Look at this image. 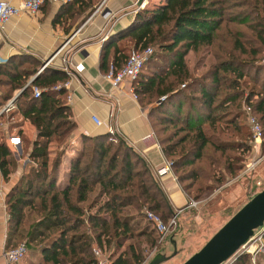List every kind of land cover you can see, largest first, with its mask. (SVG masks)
<instances>
[{"label":"trees","instance_id":"obj_1","mask_svg":"<svg viewBox=\"0 0 264 264\" xmlns=\"http://www.w3.org/2000/svg\"><path fill=\"white\" fill-rule=\"evenodd\" d=\"M64 5L76 6V14L85 15L93 6L91 0ZM117 39L122 42L114 46L110 61L115 68L130 50L152 48L133 90L149 100L165 95L148 114L158 126L155 137L185 195L195 191L191 198L196 199L202 191L218 187L224 175L240 169L249 149L242 103L251 107L264 140V70L257 65L264 53V0H163L137 10L131 23L108 36L106 43ZM188 50L213 59L196 77L183 60ZM157 57L167 66L161 76L142 72ZM29 64L35 66H22ZM39 65L27 56L18 63H0V100L7 101L21 89ZM144 75L146 81L136 85ZM65 78L61 70L43 68L7 111V118L19 115L36 133L33 140H23L31 146L26 169L5 194L6 237L13 244L23 239L29 264H95L92 244L112 247V264H141L157 239L144 209L163 222L171 215L146 165L122 139L82 135L81 149L69 162L66 185L60 189L55 184L74 123L68 118L65 90L50 88ZM32 87L40 89L37 97ZM4 137L8 136L0 132V174L6 177L11 153ZM50 142L61 146L51 159ZM231 264H249V255L241 254Z\"/></svg>","mask_w":264,"mask_h":264},{"label":"crops","instance_id":"obj_2","mask_svg":"<svg viewBox=\"0 0 264 264\" xmlns=\"http://www.w3.org/2000/svg\"><path fill=\"white\" fill-rule=\"evenodd\" d=\"M137 2L138 0H101L89 15H80L76 24L68 31V23L63 22L62 19L75 16L77 12L64 8L66 3L44 2L34 15L13 16L4 24L0 37V63L6 59L18 63L24 56L34 58L41 65L46 62L42 68L39 65L35 72L28 76L25 84L43 68L57 69L64 73H66L64 69H67L65 80L69 84L67 93L70 94V100L65 105L68 108V118L74 123V127L66 139L57 168L55 184L60 189L67 183L70 159L81 149V136L107 134L108 138L122 139L142 159L162 191L170 215L174 213L178 215L188 207L189 199L171 170L161 175L157 172L164 165L166 158L155 137L154 121L148 114L149 109L161 101L159 97L165 95L149 100L142 94L136 93L137 96L135 94L136 98L133 99L126 90L127 84L113 88L102 78V74L110 65L114 46H119L122 42L121 39H117L110 45L109 42L106 43L108 36L127 27L137 10L153 8L162 4L163 0L155 2L142 0V6L138 9ZM183 60L194 77L200 75L213 62L210 54L203 52L196 55L191 50L184 54ZM166 68L164 58L157 57L151 66L148 65L142 72L157 73L161 76L160 70L165 71ZM141 78L137 80L136 85L140 86L141 82L146 81L145 75ZM15 92L16 90L11 95ZM6 102L0 100V109ZM92 117L97 118L101 124H95ZM11 128L20 130L29 141L35 137V128L28 120L21 117ZM0 132L3 133L1 130ZM4 141H6L5 137ZM248 145L249 149L246 153L251 151L250 139ZM7 147L11 153L9 172L6 177L0 174V264H5L1 254L3 249L14 245L13 240H8L6 237L3 199L21 179L26 169L25 165L28 163L27 153L31 148L30 143L26 144L25 148L21 143L15 147L8 145ZM60 148L57 143L50 142L49 159ZM226 176L228 175H224V178ZM262 241L264 243L263 237ZM170 242L174 244L172 239ZM107 249L108 253L112 251V247ZM249 264H264V250L249 255Z\"/></svg>","mask_w":264,"mask_h":264},{"label":"rangeland","instance_id":"obj_3","mask_svg":"<svg viewBox=\"0 0 264 264\" xmlns=\"http://www.w3.org/2000/svg\"><path fill=\"white\" fill-rule=\"evenodd\" d=\"M100 1L101 0H91L93 6L89 13L93 12L97 2ZM153 1L155 2L156 0ZM75 7L76 6L72 7V9L76 10L77 8ZM82 14L85 15V12H80L75 16L71 15L62 19L63 22L68 23L67 31L76 24L78 17ZM22 66L31 68L35 65L29 64L28 66ZM25 86H27V83L22 86L21 89L16 90L9 99L18 95ZM1 90L5 91L4 88H1ZM9 99L7 101H9ZM2 113L5 112L3 111ZM8 113L10 112L5 113L2 118H0V130L6 137L18 131L17 128L13 129L9 127V121L10 123H16L20 118L17 114L7 118ZM155 128L157 129L158 126ZM20 138L21 145L25 148V141H29V138L24 134H21ZM255 147L254 151H249L244 154L240 169L233 175L226 176L218 187L202 191L196 199L191 198L195 191L191 192L188 199L196 203L178 213L175 224L167 229L162 239H159L157 236L156 245L143 254L144 259L141 264L148 263L156 254L170 255L173 249H175V254L160 264H180L193 252L198 250L239 207L264 187V140L260 139L259 142L257 141ZM251 159L253 161L251 167L244 172L243 168L246 166L245 164L250 163ZM4 201L5 199H3L2 208L5 210L7 220L8 214ZM167 222L168 219L164 223L166 224ZM171 239L174 241V244L170 242ZM22 241L23 239L18 238L15 244L23 243ZM15 244L12 247L17 245ZM8 248L3 249V251ZM106 251L108 252L107 249ZM26 255L27 250L22 259L15 264H29L27 261H30V257Z\"/></svg>","mask_w":264,"mask_h":264},{"label":"built area","instance_id":"obj_4","mask_svg":"<svg viewBox=\"0 0 264 264\" xmlns=\"http://www.w3.org/2000/svg\"><path fill=\"white\" fill-rule=\"evenodd\" d=\"M71 0H0V37L1 32L4 24L13 16H19L21 14H27V15H34L40 8V6L44 2H55V3H68ZM104 1V0H103ZM137 9L140 8L142 5H136ZM104 14H107L104 12ZM152 53L151 47H145V48H137L132 49L128 53L124 63L119 68H115L112 65H109L108 69L102 74V78L110 84L111 87L117 88L121 84H127L128 89H126L133 99L136 98L135 93L133 91V82L137 78L139 72L141 71V68L143 66V63L145 60L149 57V55ZM46 63V62H45ZM43 64V66L45 65ZM258 65L264 70V53L260 56L258 60ZM42 66V67H43ZM41 67V68H42ZM40 68V69H41ZM67 72V69H64ZM68 81H60L57 82L53 87L50 89L52 90H58V89H64L66 96H65V103H67L70 100V94L67 93L68 88ZM182 86V85H181ZM40 93V89L37 87H32V94L34 97H37ZM164 96H160L159 100H162ZM12 99V98H11ZM11 99L7 101L0 109L1 112H6L9 109L13 107V103H11ZM241 109L244 113L245 117V123L247 125L249 134H250V147L251 151L255 150V146L257 145V141L259 142L262 136L261 132V126L259 121L256 119V117L253 115L251 111V107L245 103H242ZM92 120L95 122V124L99 125L101 124L100 121L92 117ZM109 140H113V138L109 137ZM6 143L10 147H15L17 145H20L21 140L18 134L11 133L6 138ZM253 163L252 159L251 162L248 163L246 166H244L243 171L246 172ZM170 170V164L165 159L164 165L157 170L158 174H163L165 172H168ZM196 202L194 201H188V206L194 205ZM144 218L150 225V227L154 230L156 235L159 239H162L167 231V229L175 224L177 213L172 214L168 218V222L165 224L155 213H153L150 210L144 209ZM264 234V223L260 228H257L253 231L252 236L248 238V240L239 247V249L235 252L234 255H232L230 258H228L225 262L222 264H230L236 257H238L241 254H249L253 255L255 252H261L264 250V243L262 241V236ZM91 252L95 259V264H112V259L110 257V254L106 251L104 247H99L96 244L91 245ZM26 253V247L24 243H19L14 247H10L2 252V257L5 262V264H14L17 263L22 259V257Z\"/></svg>","mask_w":264,"mask_h":264},{"label":"water","instance_id":"obj_5","mask_svg":"<svg viewBox=\"0 0 264 264\" xmlns=\"http://www.w3.org/2000/svg\"><path fill=\"white\" fill-rule=\"evenodd\" d=\"M142 0H138L137 5ZM43 64L40 66L42 67ZM36 74L32 77V79ZM30 79L28 83L32 81ZM27 83V85H28ZM17 96V95H16ZM15 97H12L11 103ZM264 223V187L251 196L239 207L203 244L180 264H222L235 254L253 231ZM170 255H155L146 264H160L168 260Z\"/></svg>","mask_w":264,"mask_h":264}]
</instances>
